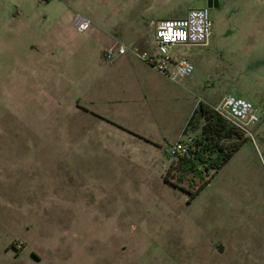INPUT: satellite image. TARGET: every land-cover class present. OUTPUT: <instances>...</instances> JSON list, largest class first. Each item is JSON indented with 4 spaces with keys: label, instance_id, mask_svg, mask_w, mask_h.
<instances>
[{
    "label": "rangeland",
    "instance_id": "obj_1",
    "mask_svg": "<svg viewBox=\"0 0 264 264\" xmlns=\"http://www.w3.org/2000/svg\"><path fill=\"white\" fill-rule=\"evenodd\" d=\"M47 1L0 0V264L227 263L210 240L264 224V0L207 7V43L171 48L192 72L177 82L150 69L139 103L118 90L101 99L122 83L103 77L104 50L132 31L147 47L150 21L205 1ZM227 93L256 107L252 137L217 168L215 153L186 166L168 151L177 130L199 138L198 102Z\"/></svg>",
    "mask_w": 264,
    "mask_h": 264
},
{
    "label": "built area",
    "instance_id": "obj_2",
    "mask_svg": "<svg viewBox=\"0 0 264 264\" xmlns=\"http://www.w3.org/2000/svg\"><path fill=\"white\" fill-rule=\"evenodd\" d=\"M73 25L85 29L89 20L80 13H75L72 18ZM153 27V45L151 50L141 49L136 45L125 46L115 41L105 50L109 57L115 49L118 53L130 50L147 64L164 74L171 80L189 75L193 70V62L183 55H176L171 48L176 44H205L208 40L211 20L206 6L189 8L184 16L160 17L150 21ZM213 110L225 121L236 127L242 134L252 137L247 125L258 120L256 107L253 103L233 94L222 95L215 103L211 104ZM193 137L177 138L169 146V153L178 157L192 155Z\"/></svg>",
    "mask_w": 264,
    "mask_h": 264
},
{
    "label": "crops",
    "instance_id": "obj_3",
    "mask_svg": "<svg viewBox=\"0 0 264 264\" xmlns=\"http://www.w3.org/2000/svg\"><path fill=\"white\" fill-rule=\"evenodd\" d=\"M50 1L51 0L47 1L46 3H52ZM169 1L170 0H162V2H169ZM54 3L56 5L59 2H57L56 0ZM60 9L64 11L63 14L65 15L66 19L72 22L74 13L72 11L68 12L66 8H63L61 6H60ZM130 36L131 38L128 41L127 45L122 43L121 41H119L117 38H114V37H113L114 40L111 44L117 41L127 47L131 45H136L141 49L143 48H146L147 50L152 49V45H153L152 34L150 35V41L152 42V44L148 45L147 47H145L147 44H145L146 43L145 40L141 39V36L138 33V31H132ZM205 44H199V45H205ZM112 54H113L112 58L108 59L107 61L104 59L102 60V58L99 57L102 62H106L109 66V70L106 72V74L103 77L109 80L118 79V80H121L122 83L119 84L120 85L119 88L117 87V85H112L108 89V94L106 93L105 95L103 94L101 99H104L106 101L119 100L117 99L116 95L113 94L118 90V91H123V92H130V93L134 92L135 94H137V97L135 99L136 102L138 103L139 101L141 102V100L145 99V96H146L145 92H148V93L152 92L150 90L152 88H151L150 79L148 78V72H150L149 70L152 69L153 67L147 64L141 58H139L136 54L132 53L130 50H126L125 52L118 53L114 49ZM174 54L180 55L178 53H174ZM104 56H105V50H104ZM43 75L46 78L51 77L50 64L48 66L44 65ZM177 82L179 81L177 80ZM109 91H112V95L111 93H109ZM222 95L224 94H221L219 98ZM152 109H154L153 106H152ZM154 115H155V111L153 110V115L151 116L153 117V119H151L152 121L150 122L153 124H155ZM182 129L183 128L181 127L180 130H177L175 139L178 138L179 133H182ZM210 244L214 245V250L217 251V253L221 255V258L227 262L225 264H245L242 261V260H245V256L243 255L245 254V252L247 254L252 255L251 263H247V264H264V224L263 226L262 225L257 226V229L255 228L253 236L249 239H244V238H239V237H227L223 239H218L215 242L210 240ZM242 246L244 247V249H242ZM248 246L251 247L250 252L247 248Z\"/></svg>",
    "mask_w": 264,
    "mask_h": 264
},
{
    "label": "trees",
    "instance_id": "obj_4",
    "mask_svg": "<svg viewBox=\"0 0 264 264\" xmlns=\"http://www.w3.org/2000/svg\"><path fill=\"white\" fill-rule=\"evenodd\" d=\"M194 112L202 118L200 137L193 138L192 155L188 158L178 157V160L190 165L193 161H204L206 156L210 157L211 153H215V158L212 157L209 164L217 168L240 145L244 136L240 130L217 114L207 102L200 100ZM192 117L193 113L187 123L191 122ZM230 137H234V141L226 142L225 139Z\"/></svg>",
    "mask_w": 264,
    "mask_h": 264
},
{
    "label": "water",
    "instance_id": "obj_5",
    "mask_svg": "<svg viewBox=\"0 0 264 264\" xmlns=\"http://www.w3.org/2000/svg\"><path fill=\"white\" fill-rule=\"evenodd\" d=\"M211 1H213V3ZM216 4H217V1H215V0H205V6L206 7L215 6Z\"/></svg>",
    "mask_w": 264,
    "mask_h": 264
},
{
    "label": "flooded vegetation",
    "instance_id": "obj_6",
    "mask_svg": "<svg viewBox=\"0 0 264 264\" xmlns=\"http://www.w3.org/2000/svg\"><path fill=\"white\" fill-rule=\"evenodd\" d=\"M205 1V0H204ZM215 1H217V0H215ZM212 3H213V1H211Z\"/></svg>",
    "mask_w": 264,
    "mask_h": 264
}]
</instances>
